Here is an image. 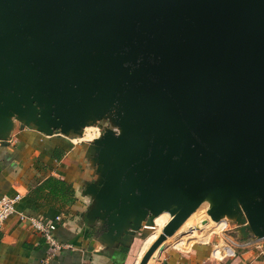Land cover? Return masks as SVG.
I'll return each instance as SVG.
<instances>
[{"label":"water","instance_id":"obj_1","mask_svg":"<svg viewBox=\"0 0 264 264\" xmlns=\"http://www.w3.org/2000/svg\"><path fill=\"white\" fill-rule=\"evenodd\" d=\"M122 102L90 144L102 198L172 216L141 264L211 195L264 238V0H0L5 127L79 137Z\"/></svg>","mask_w":264,"mask_h":264},{"label":"crops","instance_id":"obj_2","mask_svg":"<svg viewBox=\"0 0 264 264\" xmlns=\"http://www.w3.org/2000/svg\"><path fill=\"white\" fill-rule=\"evenodd\" d=\"M104 182L90 143L0 121V198L19 197L16 210L26 217L60 218L55 238L64 246L54 252L39 232L12 216L0 231V264H139L156 240L157 232L151 234L158 226L149 216H172L143 212L137 204L112 205L100 196ZM226 225L219 223L209 236ZM178 237L169 238L149 264H264V238ZM222 244L233 254L226 256Z\"/></svg>","mask_w":264,"mask_h":264},{"label":"rangeland","instance_id":"obj_3","mask_svg":"<svg viewBox=\"0 0 264 264\" xmlns=\"http://www.w3.org/2000/svg\"><path fill=\"white\" fill-rule=\"evenodd\" d=\"M122 104L123 102L118 103L114 105L111 109L105 112L95 111V109H90V108L87 109L85 118L81 120L82 128L77 132V134L79 135L78 138L82 139L85 142L93 143L96 140H100L109 135L120 136V134L123 131V126L121 123V119H123L122 111H121V107L123 108ZM212 221L213 220L211 219L210 215L208 214V210L206 209L205 216L203 214L202 217L200 216V217L195 218L192 225L189 226L185 232L181 233L179 237L177 238V240H182L181 238L186 237V235L189 232L188 230L190 228L203 226L205 223L212 222ZM224 222L229 224L228 227H225L222 231H218V232L216 231L214 233H211L209 238L212 236H221L222 238L224 236H227V237H232L234 239L237 238L238 240L242 242H245V240L249 238V237L247 238L243 237L239 229L240 226L238 225L237 221L233 220V218H229L228 216H225ZM162 230L161 228L158 227V229L153 231L151 235L153 236L154 233L157 231L162 233ZM209 238L205 237V239H199L196 241H207ZM190 241L191 240H189V242ZM192 241H195V240L192 239ZM223 246L225 248V244H222L221 246L222 249H224Z\"/></svg>","mask_w":264,"mask_h":264},{"label":"built area","instance_id":"obj_4","mask_svg":"<svg viewBox=\"0 0 264 264\" xmlns=\"http://www.w3.org/2000/svg\"><path fill=\"white\" fill-rule=\"evenodd\" d=\"M18 200L19 197H16L14 199L8 197L0 198V231L4 229L5 223L10 217L18 216L22 222L28 223L33 229L39 232L45 238V240L51 245L54 252L62 251L64 249V246L58 244L55 238L57 221H59L60 218H57L56 219L57 221H52L44 218L26 217L23 214H19L16 210V203L18 202ZM225 227L228 226L226 225ZM225 248L222 249V251H224V254L226 256L233 254L231 248L229 247H227L226 249Z\"/></svg>","mask_w":264,"mask_h":264},{"label":"bare ground","instance_id":"obj_5","mask_svg":"<svg viewBox=\"0 0 264 264\" xmlns=\"http://www.w3.org/2000/svg\"><path fill=\"white\" fill-rule=\"evenodd\" d=\"M93 138V137H92ZM218 200L214 197V196H209V198L198 208V210L183 224V226L180 228V230L174 235H180L181 233L185 232L186 229H188L189 226L192 225V223L194 222L195 218L197 217H202L203 214L205 216V211L206 209H213L214 206L217 204ZM149 219L155 223L159 228H161V230L164 228V226L166 225V223L169 221L170 217L167 215H163L161 217H154L152 215L149 216ZM223 222H208L205 223L203 226H198V227H194V228H190L187 232L188 234L186 235V237H183L184 239H190L193 238L195 236L201 238L202 236L205 237H209V233L211 232L212 229H214L219 223ZM160 232L157 231V233L153 236V243L152 245L157 241V239L160 237ZM173 236V237H174ZM172 238V237H170ZM169 239V238H168ZM167 239V240H168ZM167 240L157 249V251L153 254V256L151 257V259L149 260L148 264L151 262V260L153 259L154 256H156V253L166 244ZM151 243H149L148 245H146L145 250L143 251V255L145 256V254L147 253V251L152 247ZM150 247V248H149ZM149 248V249H148ZM148 249V250H147ZM147 250V251H146ZM146 252V253H145ZM144 256L142 257V259L140 260V263L142 262Z\"/></svg>","mask_w":264,"mask_h":264}]
</instances>
